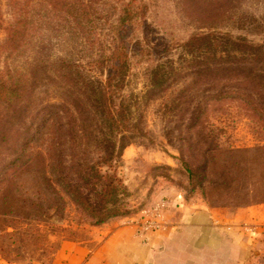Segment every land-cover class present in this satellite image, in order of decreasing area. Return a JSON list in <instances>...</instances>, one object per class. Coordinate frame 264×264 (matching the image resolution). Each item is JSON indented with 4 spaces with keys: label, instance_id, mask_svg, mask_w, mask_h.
Instances as JSON below:
<instances>
[{
    "label": "rangeland",
    "instance_id": "1",
    "mask_svg": "<svg viewBox=\"0 0 264 264\" xmlns=\"http://www.w3.org/2000/svg\"><path fill=\"white\" fill-rule=\"evenodd\" d=\"M128 1L16 0L12 5V0H0L4 26L13 22L14 6L28 15L25 48L12 55L0 52V71L15 68L26 76L27 108L57 99L56 76L67 63L95 78L101 77L106 65L101 62L114 50L119 10ZM143 2L148 29L145 37L139 28L131 27L132 44L138 41L142 49L130 48L123 91L133 122L141 132L124 134L126 140L119 146V158L112 163V170L127 191L123 197L125 208L137 214L121 219L141 225L153 220L159 211L164 218L176 191L187 200L195 199L228 212L264 204V135L242 109L237 104L219 105L211 115L212 124L219 130L222 159L231 170L227 180L204 173L192 164L194 180L190 181L178 152V147L185 148V123L178 119L171 102L191 78L190 70L181 61L186 56L179 44L192 34L211 31L264 41V0ZM5 38V31L0 30V45ZM168 60L178 66L179 74L169 85L152 87L151 72ZM16 122L11 120L14 128L18 124L27 127L33 121L28 118L23 125ZM83 151L95 157L91 147L82 145L75 154ZM9 190L12 195L0 198V264H56L66 248L89 241L93 227L65 198L53 220H35L34 216L26 219L22 215L44 204L36 200V192L44 201L50 198L33 176L16 181Z\"/></svg>",
    "mask_w": 264,
    "mask_h": 264
},
{
    "label": "trees",
    "instance_id": "2",
    "mask_svg": "<svg viewBox=\"0 0 264 264\" xmlns=\"http://www.w3.org/2000/svg\"><path fill=\"white\" fill-rule=\"evenodd\" d=\"M15 2L12 0V5ZM145 11L143 0L123 2L114 50L101 62L106 64L101 77L67 63L56 76L59 96L54 102L34 103L27 108L26 76L15 68L0 71V198L12 195L9 188L27 176H33L50 196L44 201L36 192V200L44 204L36 205L32 212L24 211L26 219H55L64 198L92 227L137 214L125 208L127 191L112 163L119 158L124 134L141 132L123 91L130 48L142 49L138 41L132 44L131 27L139 28L146 37ZM27 21L26 12L14 6L13 22L4 26L0 8V30L6 34L0 52L12 55L25 48ZM179 47L186 56L181 61L191 73L190 81L171 101L178 119L185 123V150L178 147L180 161L190 181L194 180L192 164L225 180L231 170L222 159L219 130L212 124L211 115L219 105L237 104L264 135V41L211 31L192 34ZM175 65L172 60L157 64L150 85H169L179 74ZM28 118L33 122L27 127L18 124L16 129L11 123L16 120L23 125ZM81 145L91 147L95 157L85 151L75 154Z\"/></svg>",
    "mask_w": 264,
    "mask_h": 264
},
{
    "label": "crops",
    "instance_id": "3",
    "mask_svg": "<svg viewBox=\"0 0 264 264\" xmlns=\"http://www.w3.org/2000/svg\"><path fill=\"white\" fill-rule=\"evenodd\" d=\"M113 219L56 264H264V204L223 211L174 192L157 229Z\"/></svg>",
    "mask_w": 264,
    "mask_h": 264
},
{
    "label": "built area",
    "instance_id": "4",
    "mask_svg": "<svg viewBox=\"0 0 264 264\" xmlns=\"http://www.w3.org/2000/svg\"><path fill=\"white\" fill-rule=\"evenodd\" d=\"M163 206L164 205H161V207H163ZM162 221H163V215L159 211V213L154 215L153 220H145V222H143V224L139 225L138 235L142 236L145 234V232H147L149 230L157 229L160 226Z\"/></svg>",
    "mask_w": 264,
    "mask_h": 264
}]
</instances>
